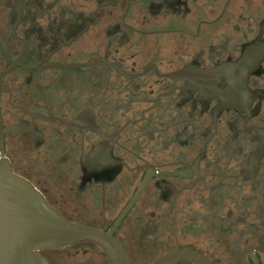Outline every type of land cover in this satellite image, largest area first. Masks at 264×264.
Masks as SVG:
<instances>
[{"label": "flooded vegetation", "instance_id": "1", "mask_svg": "<svg viewBox=\"0 0 264 264\" xmlns=\"http://www.w3.org/2000/svg\"><path fill=\"white\" fill-rule=\"evenodd\" d=\"M0 161L126 264H264V0H0Z\"/></svg>", "mask_w": 264, "mask_h": 264}, {"label": "water", "instance_id": "2", "mask_svg": "<svg viewBox=\"0 0 264 264\" xmlns=\"http://www.w3.org/2000/svg\"><path fill=\"white\" fill-rule=\"evenodd\" d=\"M79 240L97 242L113 264H126L107 234L67 222L27 180L0 161V264H50L40 250H58ZM176 257L170 254L155 264H172Z\"/></svg>", "mask_w": 264, "mask_h": 264}]
</instances>
